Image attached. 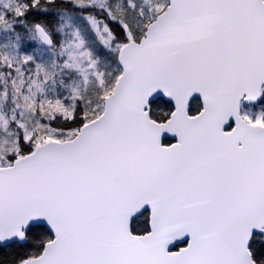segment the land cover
Returning a JSON list of instances; mask_svg holds the SVG:
<instances>
[{"label":"snow or ice","instance_id":"obj_1","mask_svg":"<svg viewBox=\"0 0 264 264\" xmlns=\"http://www.w3.org/2000/svg\"><path fill=\"white\" fill-rule=\"evenodd\" d=\"M0 264H264V0H0Z\"/></svg>","mask_w":264,"mask_h":264}]
</instances>
